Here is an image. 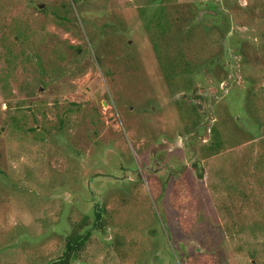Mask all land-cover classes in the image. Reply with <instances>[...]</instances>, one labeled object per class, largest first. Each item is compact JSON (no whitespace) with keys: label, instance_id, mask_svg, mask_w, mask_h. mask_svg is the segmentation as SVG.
I'll list each match as a JSON object with an SVG mask.
<instances>
[{"label":"rangeland","instance_id":"1","mask_svg":"<svg viewBox=\"0 0 264 264\" xmlns=\"http://www.w3.org/2000/svg\"><path fill=\"white\" fill-rule=\"evenodd\" d=\"M87 229L68 264H264V0H0V264Z\"/></svg>","mask_w":264,"mask_h":264},{"label":"trees","instance_id":"2","mask_svg":"<svg viewBox=\"0 0 264 264\" xmlns=\"http://www.w3.org/2000/svg\"><path fill=\"white\" fill-rule=\"evenodd\" d=\"M97 215H98L97 218L99 220L102 214L101 212H97ZM90 234H91V229H87L85 233H79L78 231L72 232L68 236V242L64 255L60 257L58 260L52 261V264H68L69 260L75 256V253L79 250H82L83 245L85 244Z\"/></svg>","mask_w":264,"mask_h":264},{"label":"water","instance_id":"3","mask_svg":"<svg viewBox=\"0 0 264 264\" xmlns=\"http://www.w3.org/2000/svg\"><path fill=\"white\" fill-rule=\"evenodd\" d=\"M40 7H43V5H41ZM49 264H52V263H49Z\"/></svg>","mask_w":264,"mask_h":264}]
</instances>
